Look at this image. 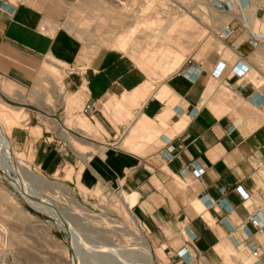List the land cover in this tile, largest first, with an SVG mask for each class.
<instances>
[{"label":"crops","instance_id":"crops-1","mask_svg":"<svg viewBox=\"0 0 264 264\" xmlns=\"http://www.w3.org/2000/svg\"><path fill=\"white\" fill-rule=\"evenodd\" d=\"M75 1L0 0L2 91L3 81L8 90L31 88L43 62L68 64L57 65L64 76L61 89L53 83L54 106L43 91L38 110L12 128L15 143L35 145L43 172L65 174L70 165L93 184L134 192L133 213L175 254L173 264H221V256L252 264L234 229L264 206V82L249 76L264 67V45L259 53L243 20H227L183 64L172 53L174 70L155 78L130 52L101 46L89 55L91 42L73 29ZM91 102L94 112L85 109ZM33 127L41 134L32 142ZM69 137L90 148L75 150ZM249 228L256 234L246 243H264ZM171 233L186 234L190 247L165 246Z\"/></svg>","mask_w":264,"mask_h":264},{"label":"rangeland","instance_id":"rangeland-1","mask_svg":"<svg viewBox=\"0 0 264 264\" xmlns=\"http://www.w3.org/2000/svg\"><path fill=\"white\" fill-rule=\"evenodd\" d=\"M230 1L76 0L73 29L79 41L91 42L88 44L89 55H94L101 46L130 52L149 75L158 78L174 70L170 61L172 53L180 55L183 64L202 45L204 39L208 36L212 38L227 20L237 18L249 22L257 20L255 31L264 32V0H243L246 5L245 10H242L234 0ZM172 18L176 22L171 26ZM134 29L136 34L132 36L131 32ZM162 30H165V33H162ZM127 38L126 42H128L125 45ZM58 64L68 65L57 60L41 63L33 75L34 83L31 88H23L16 82L14 86L18 89L12 88L5 92L0 87L2 101L15 108H23L14 111L19 118L16 126L23 125L22 121L28 116V108L38 110L37 102L42 99L43 91L48 104L54 106L53 83L55 86L58 83L61 89L64 76ZM249 74L252 79L260 76L264 82V67L261 72H256L252 68ZM84 121L86 124L84 130L95 134V138L102 139L98 129L92 128L88 121ZM31 130L33 142L39 136L35 135L33 128ZM34 151L35 145L27 146V149L19 144L16 146V154L25 158L33 170L49 182L43 186L36 183L35 187L45 196L55 199L60 211L68 217V220L70 219L72 226L81 233V237L83 236L87 243L92 246L106 244L107 248L109 246L113 248L115 245L114 248L120 249L119 254L118 257H110L102 255L100 251L92 254V251L84 250L81 260L71 247L70 232L64 230L50 213L38 211L26 202L10 177L0 168V264H80V261L81 264H127L128 262V264H143L144 257L138 249L141 246L140 236L128 214L127 209L130 205L127 200L125 201L127 205H124V198L130 193L127 192L128 194L122 197L119 188L93 184L92 181L85 180L81 171H76L70 165L65 169V174L51 175L43 172L38 167ZM12 176L20 177L16 173H12ZM6 187L9 189L7 190ZM69 192L74 199L68 198ZM2 193H8V198L4 199ZM11 197L20 200L24 211L15 205ZM130 210L132 211V208ZM44 223L48 224L50 233L45 229ZM142 223L144 224L143 221ZM168 236L169 243H165V246L173 245V251L182 246H186V249L188 245L190 247L189 237L186 234L182 238L176 233ZM148 241L159 260L173 264L172 259L175 254H170L167 247L165 249L161 244H157L152 233H149ZM260 243L263 242H256V244ZM189 251L185 252L189 253ZM200 260L204 262V258ZM215 262L226 264L222 256Z\"/></svg>","mask_w":264,"mask_h":264},{"label":"bare ground","instance_id":"bare-ground-1","mask_svg":"<svg viewBox=\"0 0 264 264\" xmlns=\"http://www.w3.org/2000/svg\"><path fill=\"white\" fill-rule=\"evenodd\" d=\"M234 1L242 10L246 9V5H244L243 0H234ZM174 22H176V20L174 18H172V20H170L171 26L174 24ZM245 23L248 24L251 31H253V32H255L261 36L262 42L259 44V47L262 44H264V32H256L255 29H253V26L249 22V20H245ZM142 24H140V25H142ZM165 30H162V33H165ZM135 33H136V31L134 29L131 32V35L133 36ZM247 34L249 35V32H247ZM129 37H130V35H129ZM126 40H128V38L125 39V42H126ZM127 42L125 43V45L127 44ZM122 45H124V44H122ZM6 84L7 83L5 81H3L2 89L7 92L8 87L6 86ZM56 86H58L60 88L58 83L56 84ZM22 109L23 108L12 107L0 99V165H1L0 168L3 171H5V173L10 177V179L13 182V185L21 192V194H22V196L26 202L31 204L38 211H47L48 213H50L59 222L60 226L62 228H64V230L66 229L70 232V235L72 236L71 247L74 249L76 256H79L80 259L83 258V255L85 253L84 250H88V251L90 250V251H92V254H95L96 251L97 252L100 251V252H102V255L103 254L109 255L110 257L117 256L119 254L118 250H120V249L117 250L116 248H114L115 245L113 248H109L110 246L107 248L106 244H105L106 246L105 245L92 246L91 244L87 243L82 238L83 236L81 237V233H79L72 226L71 221H69L70 219L68 220L67 219L68 217L64 216V214L60 211L58 204L56 203L55 199L45 196L44 193H42L41 191H39V189H37L35 187L36 183L43 186L49 182L46 178L37 174L33 170L31 164L28 163V161H25V158H22V157H20V155L16 154L17 144L15 143V141L11 135L12 128L14 126H16L17 121L19 119V118H17L16 113L14 114V111L15 110H22ZM33 129H34L33 131H34L35 135L40 136V134H41L40 128L39 127H33ZM67 140L70 143V145L75 148V150H77L79 152H85L84 150L87 147L83 144V142L81 140L77 139L76 137H69ZM12 173H16L20 177L14 178L12 176ZM6 189L8 190L9 188L6 187ZM119 189H120V191H119L120 196L125 197V194H128L125 190H123L121 188H119ZM7 194L2 193L4 199L8 198ZM68 194L70 195V196L68 195V198L74 199V196L72 195V193L69 192ZM12 199L15 202V205L17 207H19L20 210L24 211L22 206H21L22 203L20 202V200L16 197L15 198L13 197ZM126 200L128 201V204L130 205L127 209L128 214L132 218V220L136 226V231L138 232V235L140 236L139 238H140L141 246L138 249H140L139 251H140L142 257H144V263L143 264H164L163 261L158 259L156 252L153 250L152 246L150 245V242L148 241V235L150 233V230L146 229L147 226L145 225L146 226L145 227L144 224L142 223V221L133 213V211L130 210V208H132L134 203H135L134 192L130 193L126 198H124V205H127V203H125ZM43 225H44L45 229L48 231V233H50V228L47 226L48 224L44 223ZM239 233L242 234L243 238L247 237V236L249 237V234H250V232H248V231H241ZM255 234H256V232L252 233V236H254ZM244 245L246 246V248H249V246H247L246 243H244ZM93 247L95 248L94 250H93ZM96 248H97V250H96ZM223 254H224V252H223ZM119 257H121V256H119ZM233 260L234 259H231L229 257L230 262L234 263ZM80 264H81V261H80ZM124 264H126V263H124ZM140 264H142V263H140Z\"/></svg>","mask_w":264,"mask_h":264},{"label":"built area","instance_id":"built-area-1","mask_svg":"<svg viewBox=\"0 0 264 264\" xmlns=\"http://www.w3.org/2000/svg\"><path fill=\"white\" fill-rule=\"evenodd\" d=\"M230 1V0H229ZM232 4V1H230ZM243 27L247 30V32H249V43L252 46H259V44L262 42V38L260 35H258L257 33L251 31L250 27L248 26V24L245 23V20H243ZM229 33H233L235 31L234 28H228L227 29ZM222 36L224 35V33L221 34ZM246 71L245 70L242 71V74ZM87 111L89 112H94L96 110V102H91L89 104L86 105L85 108ZM203 169L202 168H198L196 169L197 172H201ZM263 205H257L254 207L253 211L250 213V215L244 219L241 220L240 222H238V224L235 226L234 231L235 232H241V231H248L250 232L249 237H244L242 243H246V240H248L251 236L252 233L250 231L249 226H252L256 229V231L259 232H263L264 231V212H263ZM247 246H249V252H250V259L252 261V264H264V244L260 243V244H247ZM251 245V246H250Z\"/></svg>","mask_w":264,"mask_h":264}]
</instances>
